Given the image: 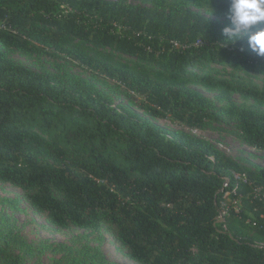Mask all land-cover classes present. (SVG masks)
<instances>
[{
    "label": "trees",
    "instance_id": "1",
    "mask_svg": "<svg viewBox=\"0 0 264 264\" xmlns=\"http://www.w3.org/2000/svg\"><path fill=\"white\" fill-rule=\"evenodd\" d=\"M204 1L228 15L230 0ZM140 2L0 0V181L21 189L51 224L84 231L70 244L44 245L59 254L50 264H119L99 247L104 232L136 264H264V198L253 191L264 187V167L3 49L79 61L136 94L151 117L190 131L231 123L243 143L264 149V83L256 81L264 59L246 38L225 39L227 18L192 8L203 2ZM192 85L216 92L218 103ZM45 247L0 221V264L39 258Z\"/></svg>",
    "mask_w": 264,
    "mask_h": 264
},
{
    "label": "rangeland",
    "instance_id": "2",
    "mask_svg": "<svg viewBox=\"0 0 264 264\" xmlns=\"http://www.w3.org/2000/svg\"><path fill=\"white\" fill-rule=\"evenodd\" d=\"M133 3H141L140 0H131ZM200 1L203 4L197 6L192 4V8L209 16L213 19L224 20L227 14H215L211 7L204 0ZM7 57L19 64H23L37 72H49L53 74H61L65 77L74 76L82 77L105 96L110 97L114 105L125 106L140 115L149 118L151 121L169 129L182 130L191 133L195 137L202 138L213 144L225 156L230 157L235 162L249 165H258L264 167V149H257L243 143L235 133V128L231 123L227 122H212L206 128L197 129L196 132L190 131L189 128L181 123L173 122L169 118L151 117L145 114L138 107L139 97L131 92H124L122 87H117L116 79L109 78L104 74L93 75L79 61H74L66 58L63 55L52 56L41 50H32L31 52H23L15 48H3ZM264 59V56H260ZM259 84L264 83V75L258 73L256 80ZM197 90L201 91L205 96L211 98L218 103L216 92L210 91L201 85H192ZM233 98L238 103L252 104V100L242 99L239 95L234 94ZM264 110V107H262ZM239 209L236 208V211ZM226 210L220 212V219L226 215ZM0 221L8 222L15 231H17L28 242L35 247L44 245L56 246L58 243L70 244L73 237L77 239L80 234L84 233L81 229L75 227L59 228L48 221L45 213L35 210L25 199L24 192L7 182L0 181ZM105 237L100 244V249L104 256L112 262L119 264H136L125 253L118 243L113 239L112 235L104 232ZM92 245H96L91 240ZM87 239V240H88ZM48 251L37 257L26 259L23 264H50L53 260L59 257V254L52 253L51 247H45Z\"/></svg>",
    "mask_w": 264,
    "mask_h": 264
},
{
    "label": "clouds",
    "instance_id": "3",
    "mask_svg": "<svg viewBox=\"0 0 264 264\" xmlns=\"http://www.w3.org/2000/svg\"><path fill=\"white\" fill-rule=\"evenodd\" d=\"M227 19L229 26L222 30L225 39L246 38L248 48L264 56V0H230Z\"/></svg>",
    "mask_w": 264,
    "mask_h": 264
},
{
    "label": "built area",
    "instance_id": "4",
    "mask_svg": "<svg viewBox=\"0 0 264 264\" xmlns=\"http://www.w3.org/2000/svg\"><path fill=\"white\" fill-rule=\"evenodd\" d=\"M197 129H192L193 132H196ZM234 178L239 180H243L244 182H247V179L244 175H240L238 173H234ZM250 184V182H249ZM254 193L255 195H260V198H264V187L263 186H256L254 187ZM226 213V212H225Z\"/></svg>",
    "mask_w": 264,
    "mask_h": 264
}]
</instances>
